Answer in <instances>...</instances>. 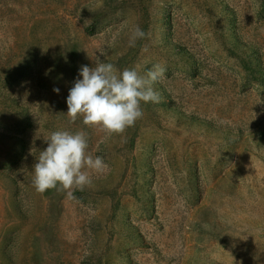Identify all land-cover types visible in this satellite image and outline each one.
Instances as JSON below:
<instances>
[{
  "label": "rangeland",
  "instance_id": "obj_1",
  "mask_svg": "<svg viewBox=\"0 0 264 264\" xmlns=\"http://www.w3.org/2000/svg\"><path fill=\"white\" fill-rule=\"evenodd\" d=\"M97 57L164 69L121 134L66 115ZM55 130L108 165L73 198L31 183ZM0 264H264V0H0Z\"/></svg>",
  "mask_w": 264,
  "mask_h": 264
},
{
  "label": "clouds",
  "instance_id": "obj_2",
  "mask_svg": "<svg viewBox=\"0 0 264 264\" xmlns=\"http://www.w3.org/2000/svg\"><path fill=\"white\" fill-rule=\"evenodd\" d=\"M144 37L137 26L129 46ZM163 73L159 64L142 75L136 68L119 70L97 57L94 67H80L66 99V115L73 121L80 116L85 126L97 127L109 136L121 134L143 117L142 103L159 102L153 85ZM59 91L53 88L54 93ZM45 141L47 147L39 152L32 166L31 183L38 193L56 189L73 198L72 189L83 190L92 184L89 170L101 173L108 169L102 157L88 151L83 131L55 130Z\"/></svg>",
  "mask_w": 264,
  "mask_h": 264
}]
</instances>
